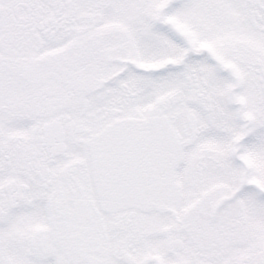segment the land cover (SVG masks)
I'll return each instance as SVG.
<instances>
[{
	"label": "snow or ice",
	"instance_id": "1",
	"mask_svg": "<svg viewBox=\"0 0 264 264\" xmlns=\"http://www.w3.org/2000/svg\"><path fill=\"white\" fill-rule=\"evenodd\" d=\"M0 264H264V0H0Z\"/></svg>",
	"mask_w": 264,
	"mask_h": 264
}]
</instances>
